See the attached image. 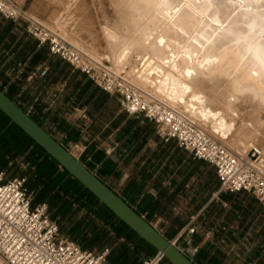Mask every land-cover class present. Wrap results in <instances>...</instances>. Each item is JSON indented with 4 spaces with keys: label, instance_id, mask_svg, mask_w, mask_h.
Wrapping results in <instances>:
<instances>
[{
    "label": "crops",
    "instance_id": "crops-1",
    "mask_svg": "<svg viewBox=\"0 0 264 264\" xmlns=\"http://www.w3.org/2000/svg\"><path fill=\"white\" fill-rule=\"evenodd\" d=\"M44 69L47 74L41 76ZM0 89L73 155L84 157L89 169L159 232L183 244L178 247L195 264H264V207L253 194L221 191L215 166L174 140L165 142L155 123L125 108L120 95L103 91L51 54L28 33L26 22L1 14ZM0 117L19 130L1 111ZM36 149L31 144L30 154L46 157ZM16 159L13 165L9 156L0 173L6 180L31 177L20 168L34 159ZM76 242L91 250L86 239ZM125 245L138 250L135 243ZM108 264L133 262L118 255Z\"/></svg>",
    "mask_w": 264,
    "mask_h": 264
},
{
    "label": "rangeland",
    "instance_id": "rangeland-1",
    "mask_svg": "<svg viewBox=\"0 0 264 264\" xmlns=\"http://www.w3.org/2000/svg\"><path fill=\"white\" fill-rule=\"evenodd\" d=\"M17 1L27 5L51 27L58 28L56 30L62 35L98 60L115 64L114 60L122 50L129 48V58L124 63L128 65L127 74L134 79L139 76L136 81L140 86L159 92L156 84L153 87L151 76L166 70L141 68L136 73L135 69L141 59L151 54V49L165 44V35L170 32L168 26L160 28L115 21L113 12L115 14L117 10L111 0H27V4L26 0ZM145 28L149 31H142ZM150 58L161 63L158 56ZM180 72L182 69L168 71L172 79L174 76L182 79ZM172 82L165 88H170L167 95L174 88L172 105L186 112L206 131L218 137L222 135L228 145L238 151H248L254 146L264 148V109L250 94L233 91L224 78L217 76L203 82L190 79V90L181 85L174 86ZM30 146L20 130L0 117V167L9 156L13 157V165L17 157L20 163L24 158L29 162H32L30 157L34 159L33 165L20 164V169L32 175L27 176V180L33 200L48 203L51 218L57 221L62 234L75 241L86 239L91 250L109 249L107 262L123 255L125 261L131 258L133 264H144L146 243L50 158L40 160L38 155L30 154ZM80 160L86 162L82 156ZM50 188L56 189L57 194L50 192ZM127 242L135 243L138 250H129L125 245ZM175 244L183 246L178 242Z\"/></svg>",
    "mask_w": 264,
    "mask_h": 264
},
{
    "label": "built area",
    "instance_id": "built-area-1",
    "mask_svg": "<svg viewBox=\"0 0 264 264\" xmlns=\"http://www.w3.org/2000/svg\"><path fill=\"white\" fill-rule=\"evenodd\" d=\"M0 14L6 19L24 21L27 31L51 54L72 64L103 91L120 95L128 110L142 113L155 123L165 142L176 141L197 159L215 166L221 191L253 194L264 207V148L248 151L231 148L221 137L202 128L186 112L165 99L140 89L125 73H118L110 62H100L83 48L33 18L14 0H0ZM47 70L41 71L45 76ZM26 177L5 179L0 173V264H108L109 249L83 248L65 237L51 218L48 203L33 204ZM190 233L195 228L189 229ZM164 253L157 251L144 264H166Z\"/></svg>",
    "mask_w": 264,
    "mask_h": 264
},
{
    "label": "bare ground",
    "instance_id": "bare-ground-1",
    "mask_svg": "<svg viewBox=\"0 0 264 264\" xmlns=\"http://www.w3.org/2000/svg\"><path fill=\"white\" fill-rule=\"evenodd\" d=\"M111 1L117 10V16L113 12L115 21L160 28L168 26L170 30L165 35V44L151 49L149 56L140 58L135 69L136 73L141 68L169 72L182 69V79L175 76L172 79L168 71H161L162 75L154 72L151 83L154 88L156 84L160 94L140 86L136 81L139 76L134 79L127 74L128 65L124 63L129 58V48L123 49L122 54L114 60L115 64H111L116 72L124 71L126 77L140 89L172 105L174 88L168 95L170 88L165 89L167 84L173 83L172 80L174 86L181 85L185 90H190V79L203 82L217 76L224 78L233 91L250 94L264 109V0ZM146 30L149 31L148 28L142 29ZM150 56L160 57L161 63ZM177 98L183 101V98ZM215 134L218 135V132Z\"/></svg>",
    "mask_w": 264,
    "mask_h": 264
},
{
    "label": "water",
    "instance_id": "water-1",
    "mask_svg": "<svg viewBox=\"0 0 264 264\" xmlns=\"http://www.w3.org/2000/svg\"><path fill=\"white\" fill-rule=\"evenodd\" d=\"M0 111L139 238L156 251L164 253L169 264H195L173 241L165 237V235L142 217L118 193L105 184L84 162L73 155L71 151L35 121L2 89H0Z\"/></svg>",
    "mask_w": 264,
    "mask_h": 264
},
{
    "label": "trees",
    "instance_id": "trees-1",
    "mask_svg": "<svg viewBox=\"0 0 264 264\" xmlns=\"http://www.w3.org/2000/svg\"><path fill=\"white\" fill-rule=\"evenodd\" d=\"M15 127H17L16 125H15ZM18 128V127H17ZM19 129V128H18ZM20 130V129H19ZM21 131V130H20ZM22 133H23V135L25 136V138L32 144V145H34L36 148H37V150H39L41 153H43V154H45L46 155V157H48V158H50L55 164H57V165H59L54 159H52L49 155H47L46 153H45V151L42 149V148H40L38 145H36L35 143H34V141L28 136V135H26L23 131H21ZM65 171V170H64ZM68 175H69V173L67 172V171H65ZM49 176H51V174H49ZM70 176V175H69ZM72 177V176H71ZM73 178V177H72ZM74 179V178H73ZM75 181L76 182H78L76 179H75ZM79 183V182H78ZM80 184V183H79ZM81 185V184H80ZM82 186V185H81ZM83 187V186H82ZM86 191H88L87 189H86ZM50 192H55V194H57V192H56V189H53V188H50ZM89 192V191H88ZM90 193V192H89ZM91 194V193H90ZM92 195V194H91ZM113 214V213H112ZM114 215V214H113ZM115 216V215H114ZM124 224V223H123ZM146 243V242H145ZM146 245H147V248H146V253L148 254V255H153V254H155L157 251L154 249V248H152L150 245H148L147 243H146ZM168 263V262H167ZM169 264V263H168Z\"/></svg>",
    "mask_w": 264,
    "mask_h": 264
}]
</instances>
